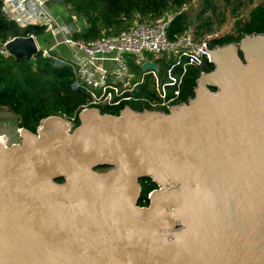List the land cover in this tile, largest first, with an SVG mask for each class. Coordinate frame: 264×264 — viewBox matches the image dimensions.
Returning a JSON list of instances; mask_svg holds the SVG:
<instances>
[{
  "label": "water",
  "instance_id": "1",
  "mask_svg": "<svg viewBox=\"0 0 264 264\" xmlns=\"http://www.w3.org/2000/svg\"><path fill=\"white\" fill-rule=\"evenodd\" d=\"M206 51L167 111L85 107L0 140V264H264V33Z\"/></svg>",
  "mask_w": 264,
  "mask_h": 264
},
{
  "label": "trees",
  "instance_id": "2",
  "mask_svg": "<svg viewBox=\"0 0 264 264\" xmlns=\"http://www.w3.org/2000/svg\"><path fill=\"white\" fill-rule=\"evenodd\" d=\"M55 1V2H54ZM193 0H47L49 6L54 2L65 9L61 21L66 23V15L77 19V27L67 25L74 39L90 41L102 34H111L125 29L134 20L154 22L167 14L171 19L167 27L170 40L176 39L186 30H191L194 40L205 39L209 48L239 41L243 33H264V0H222L227 19H232L231 30L209 36L210 21L208 17L200 15L210 4L204 2L203 8L195 15L185 9ZM250 6L248 12L242 14L245 7ZM213 7L212 10H214ZM55 16L59 14H54ZM60 17V16H59ZM66 17V18H65ZM229 17V18H228ZM44 28L38 25L18 26L2 10L0 1V39L10 35L35 34L40 36ZM54 51L50 58L43 57L40 52L30 59L13 55H0V108H6L10 113L11 124L15 129L24 127L36 132L44 118L57 115L71 120L73 125L79 124L78 113L85 107H97L102 113L118 114L128 102L134 110L161 109L151 107L148 100L156 94L140 86L134 94L136 100L123 101L119 105L89 104L90 97L82 90L72 89L73 73L67 64L57 65ZM213 69V64L205 60L201 66L189 67L183 78L181 92L176 102L181 103L193 96V86L201 72ZM154 95L153 97H150ZM167 111V110H165ZM102 169V168H99ZM58 181H62L61 179ZM141 194L138 205L147 206L148 194L156 188V184L148 178H140Z\"/></svg>",
  "mask_w": 264,
  "mask_h": 264
},
{
  "label": "built area",
  "instance_id": "3",
  "mask_svg": "<svg viewBox=\"0 0 264 264\" xmlns=\"http://www.w3.org/2000/svg\"><path fill=\"white\" fill-rule=\"evenodd\" d=\"M0 1L3 12L18 26L38 25L44 28L40 36L31 33L0 39V55H11L8 44L16 37H32L43 57L50 58L55 51L58 56L54 57V63L71 67L72 89L86 92L90 97L89 104L116 106L123 101L137 99L134 91L137 87L145 85L146 74L135 78L128 70L123 54H138L141 67L146 61L156 64L153 59L165 56L168 64L166 80L159 82L157 64V70L145 68L155 77L157 87L156 98L149 99L148 102L151 107H161L165 110L178 104L176 100L180 95L187 69L201 66L205 60L209 61L206 51L210 49L208 42L205 39L194 40L191 30L184 31L174 40L168 38L167 27L171 14L154 22L136 19L121 31L84 41L72 38L67 26L59 22L52 13L47 0ZM47 35H51L53 42L50 45H40L39 41L44 42ZM61 45L68 48L69 57L59 54ZM67 121L73 125L71 120ZM4 143L10 144L6 139Z\"/></svg>",
  "mask_w": 264,
  "mask_h": 264
},
{
  "label": "rangeland",
  "instance_id": "4",
  "mask_svg": "<svg viewBox=\"0 0 264 264\" xmlns=\"http://www.w3.org/2000/svg\"><path fill=\"white\" fill-rule=\"evenodd\" d=\"M259 0H255V3H257ZM55 2V1H54ZM54 2H50L52 4V13L53 14H60L62 15L63 13L66 14L65 9L61 8L57 10L58 8H53L55 6ZM204 2H207L210 4V8H208L206 11L201 13L200 17L205 18L208 17L210 21V32H207V35L209 36H215L218 35L219 33H224L227 31L231 30V18L227 19L226 14H225V9H224V4L222 0H193L189 5L185 7V9H188L191 13V15L195 16L202 8ZM213 7H215L214 10ZM250 6L245 7L246 9L243 10L242 14H245L248 12ZM68 16V17H67ZM66 23H63L64 25L71 24L74 28L77 27V19L75 16L67 14L66 15ZM65 17V18H66ZM229 18V17H228ZM61 19V18H60ZM71 35V32L69 33ZM40 45L42 44L43 41H39ZM62 48L65 50L63 53V56L69 57L70 52L68 48L65 45H62ZM124 61L128 67V70L130 73L134 75L135 78H139L140 75L143 73L146 74V81L144 86L147 90L152 91L156 94L157 87L155 86L154 82V76L148 72V69L142 68L141 65L139 64V59L140 56L138 54H123ZM151 58L150 56H147ZM157 66H158V80L159 82H162L166 80V67H167V62L165 56L161 57L160 59H153ZM140 87V88H141ZM154 95L150 96L153 97ZM156 98V95L153 97ZM11 115L7 111L6 108H0V134L5 135V139L7 140L8 143H18L20 142L19 140V131L18 129H15L14 126L11 124Z\"/></svg>",
  "mask_w": 264,
  "mask_h": 264
},
{
  "label": "crops",
  "instance_id": "5",
  "mask_svg": "<svg viewBox=\"0 0 264 264\" xmlns=\"http://www.w3.org/2000/svg\"><path fill=\"white\" fill-rule=\"evenodd\" d=\"M53 8H58L57 10H59L61 7H60V5L59 4H55V6H53ZM50 9H51V11H52V6L50 7ZM60 16V17H59ZM57 17V19H58V21L59 22H61L62 24H63V22L60 20V18H61V15L59 14V15H57L56 16ZM40 41H43V40H40ZM53 42V38L51 37V35H47L46 36V40L42 43V44H44V45H50L51 43ZM59 54L60 55H63V53L65 52V50L62 48V45L59 47ZM104 64L105 65H109V63L108 62H104ZM137 89H139V87H137L136 89H135V91L137 90ZM134 91V92H135Z\"/></svg>",
  "mask_w": 264,
  "mask_h": 264
},
{
  "label": "bare ground",
  "instance_id": "6",
  "mask_svg": "<svg viewBox=\"0 0 264 264\" xmlns=\"http://www.w3.org/2000/svg\"><path fill=\"white\" fill-rule=\"evenodd\" d=\"M0 140L5 141V135L0 134Z\"/></svg>",
  "mask_w": 264,
  "mask_h": 264
},
{
  "label": "flooded vegetation",
  "instance_id": "7",
  "mask_svg": "<svg viewBox=\"0 0 264 264\" xmlns=\"http://www.w3.org/2000/svg\"><path fill=\"white\" fill-rule=\"evenodd\" d=\"M189 99V98H188Z\"/></svg>",
  "mask_w": 264,
  "mask_h": 264
}]
</instances>
